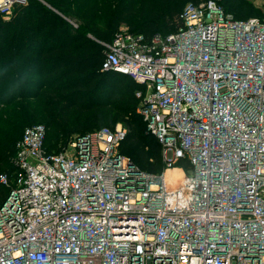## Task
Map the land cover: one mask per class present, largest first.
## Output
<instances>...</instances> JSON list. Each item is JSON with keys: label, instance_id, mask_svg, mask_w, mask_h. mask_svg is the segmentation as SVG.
<instances>
[{"label": "built area", "instance_id": "2783aa9c", "mask_svg": "<svg viewBox=\"0 0 264 264\" xmlns=\"http://www.w3.org/2000/svg\"><path fill=\"white\" fill-rule=\"evenodd\" d=\"M24 4L0 0V18ZM178 21L99 43L102 71L141 87L136 113L163 172L120 153L125 128L74 135L56 153L45 126L25 128L13 179L0 175V264H264V22L214 1L187 3Z\"/></svg>", "mask_w": 264, "mask_h": 264}, {"label": "trees", "instance_id": "16d2710c", "mask_svg": "<svg viewBox=\"0 0 264 264\" xmlns=\"http://www.w3.org/2000/svg\"><path fill=\"white\" fill-rule=\"evenodd\" d=\"M205 1L235 20L264 22L245 0H26L9 21L0 18V175L13 179L15 145L27 127L45 126V149L56 153L74 135L112 131L117 123L128 131L120 153L138 170L160 175L159 144L136 113L141 87L102 71L99 43H110L124 25L146 39L173 33L183 7ZM49 131L56 151L48 149ZM177 165L189 169L185 161ZM8 193L0 184V205Z\"/></svg>", "mask_w": 264, "mask_h": 264}, {"label": "rangeland", "instance_id": "374dc122", "mask_svg": "<svg viewBox=\"0 0 264 264\" xmlns=\"http://www.w3.org/2000/svg\"><path fill=\"white\" fill-rule=\"evenodd\" d=\"M248 4H250L255 10H260L262 13H264V0H245ZM246 17H254V16H248V15H246L245 16V18ZM122 27H125L126 28V25H124V26H122ZM116 128H125V129H127L125 126H123V124H121V123H117L115 126H114V128H113V130L114 129H116ZM49 135H50V131H49V134H48V141H47V143H48V149L50 150V151H56L57 149H55L54 147H53V142H52V140H51V138L49 137Z\"/></svg>", "mask_w": 264, "mask_h": 264}, {"label": "bare ground", "instance_id": "6f19581e", "mask_svg": "<svg viewBox=\"0 0 264 264\" xmlns=\"http://www.w3.org/2000/svg\"><path fill=\"white\" fill-rule=\"evenodd\" d=\"M176 178H179L181 179L182 178V174L180 171H169L168 172V175H167V180L170 182V180L172 179H176Z\"/></svg>", "mask_w": 264, "mask_h": 264}]
</instances>
